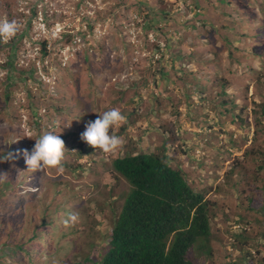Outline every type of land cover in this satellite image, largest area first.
<instances>
[{
	"label": "rangeland",
	"instance_id": "1",
	"mask_svg": "<svg viewBox=\"0 0 264 264\" xmlns=\"http://www.w3.org/2000/svg\"><path fill=\"white\" fill-rule=\"evenodd\" d=\"M4 19L21 26L14 46L0 39V136L9 146L82 134L112 108L126 117L113 129L124 141L117 151L80 156L90 146L71 137L63 172L39 171L85 214L62 261L80 264L89 237L104 251L128 188L112 180L118 153L166 144L171 166L209 203L212 253L192 252L194 264H264V0H0ZM40 183L26 190L39 195Z\"/></svg>",
	"mask_w": 264,
	"mask_h": 264
},
{
	"label": "trees",
	"instance_id": "2",
	"mask_svg": "<svg viewBox=\"0 0 264 264\" xmlns=\"http://www.w3.org/2000/svg\"><path fill=\"white\" fill-rule=\"evenodd\" d=\"M14 42L15 38L9 40L8 47L14 46ZM45 50L43 42L41 52L45 54ZM4 100H10L8 92ZM261 114L264 115V104ZM168 131L169 138L176 134ZM6 137L0 136L4 141L0 150L5 152L15 154L29 146V142H24L19 149L14 148ZM71 137L77 140L81 134L61 136L65 144ZM165 146L160 153L130 147L124 155L119 152L113 159L112 169L118 176L112 180H123L128 188L119 190L118 199L122 202L105 239L104 251L96 247L99 243L94 237H89L80 264H194L192 252L210 257L209 203L203 193L187 182L180 169L171 166L172 159L163 150ZM134 150L138 151L133 154ZM85 151L91 154L95 149L83 148L79 155ZM62 165L67 166L64 159ZM259 169L264 171V162ZM0 172L7 173L8 178L0 181V264H70L61 258L67 250V236L72 233L77 238L81 232L77 233L76 226H85L82 213H78L76 226H64L67 215L74 212L71 193L61 188L59 182L45 179L39 171L28 172L22 155L0 163ZM36 179L41 180L39 195L26 190ZM107 208L113 211L114 204ZM46 238H50L51 247L44 242ZM45 248L51 252L47 259L40 256ZM91 251H96L95 255L91 256Z\"/></svg>",
	"mask_w": 264,
	"mask_h": 264
},
{
	"label": "clouds",
	"instance_id": "3",
	"mask_svg": "<svg viewBox=\"0 0 264 264\" xmlns=\"http://www.w3.org/2000/svg\"><path fill=\"white\" fill-rule=\"evenodd\" d=\"M20 27L15 20H0V39L5 41L14 39ZM3 46L1 47L3 48ZM125 119L126 117L118 108L104 111L98 115L95 121H89L86 124L85 131L81 134L80 139L95 150L99 149L104 153H113L120 149L124 143L120 136L114 134L113 129L118 127ZM66 151L65 142L61 136L53 132H47L35 139V144L31 150L25 148L18 150L15 154L0 150V163L11 161L16 156L22 155L28 172L35 173L46 168L63 172L62 161ZM7 179V173L0 172V181ZM78 220V213L73 212L67 215L63 223L65 227H70Z\"/></svg>",
	"mask_w": 264,
	"mask_h": 264
}]
</instances>
